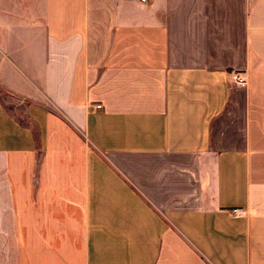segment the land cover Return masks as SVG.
I'll return each mask as SVG.
<instances>
[{
	"label": "crops",
	"instance_id": "0c3cea01",
	"mask_svg": "<svg viewBox=\"0 0 264 264\" xmlns=\"http://www.w3.org/2000/svg\"><path fill=\"white\" fill-rule=\"evenodd\" d=\"M0 89V264H264V0H0Z\"/></svg>",
	"mask_w": 264,
	"mask_h": 264
},
{
	"label": "rangeland",
	"instance_id": "374dc122",
	"mask_svg": "<svg viewBox=\"0 0 264 264\" xmlns=\"http://www.w3.org/2000/svg\"><path fill=\"white\" fill-rule=\"evenodd\" d=\"M0 99L3 100L4 106L7 107L8 109L12 110L13 112L19 113L20 115L22 114L23 110V104L16 103V99L13 97L7 95L0 89ZM1 255H4V249L0 248ZM3 256H1L2 259Z\"/></svg>",
	"mask_w": 264,
	"mask_h": 264
},
{
	"label": "built area",
	"instance_id": "2783aa9c",
	"mask_svg": "<svg viewBox=\"0 0 264 264\" xmlns=\"http://www.w3.org/2000/svg\"><path fill=\"white\" fill-rule=\"evenodd\" d=\"M143 1V0H141ZM231 79L240 87H244L245 85V79L241 76L240 73H233L231 75ZM234 212H237V214H239V211L236 209H233Z\"/></svg>",
	"mask_w": 264,
	"mask_h": 264
}]
</instances>
